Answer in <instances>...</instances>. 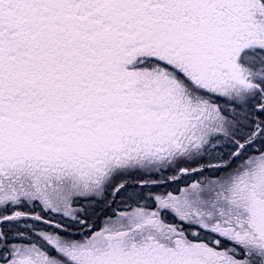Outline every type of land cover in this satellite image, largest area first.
<instances>
[{
    "label": "rangeland",
    "instance_id": "obj_1",
    "mask_svg": "<svg viewBox=\"0 0 264 264\" xmlns=\"http://www.w3.org/2000/svg\"><path fill=\"white\" fill-rule=\"evenodd\" d=\"M57 1L51 0L45 11ZM42 2L45 0H0V62H7L3 50L10 54V46H18L20 61L25 54L33 55L27 42L34 44L51 26L41 14ZM120 5L121 0L99 4L70 0L67 12L61 10L57 17L54 13L50 20L59 27L63 16L92 23L99 9L116 14ZM137 5L129 8L135 9L136 15L123 19L119 13L109 18L104 24L106 39L112 28L118 40L138 41L132 32L141 20ZM144 6L141 4L142 9ZM241 6L246 7L248 16L253 10V17L264 22L263 9L255 0H244ZM26 12L36 21L26 18ZM153 16L149 13L146 18ZM237 26V21H231L226 29L230 37L224 44L227 52L222 47L217 52L210 49L211 57L200 52L206 39L189 37V43L182 42L178 54L185 57L181 56L175 68L189 86L182 80L175 83L176 75L171 73L155 74L150 80L138 77L129 65L141 54L133 46L127 53L115 55L119 84L109 96L117 107L107 108L101 119L91 122L87 117L96 114L95 104L67 105L63 98L60 114L72 111V120L44 121L42 129L35 122L30 130L34 136L25 137L24 131L30 129L28 120L9 123L6 145L0 147V219L17 211L15 205L22 201L30 210L37 208L34 216L41 215L48 223L13 221L20 228L13 235H0V263L41 264V246L61 252L65 247L106 245L109 264H138L144 249L148 254L142 264H151L149 253L154 251L165 252L174 264H264V53L257 50L264 48L255 45L257 49L247 53L250 56L238 69L236 54L243 46H254V41L243 38ZM59 30L64 32L63 27ZM247 35L259 40L252 30H247ZM220 43L221 39L215 47ZM207 44L208 48L212 45ZM194 55L197 63H191ZM205 64H214L217 72L193 74ZM236 68L242 73L238 77L235 71L234 77L255 85L257 93L225 87ZM203 88L212 96L204 95ZM214 95L231 103L234 98L236 105L221 109L210 102ZM27 97L20 102L21 112L27 114L30 107L37 113L38 96ZM118 114L119 121L111 119ZM242 144L245 146L240 149ZM35 155L41 164L28 161ZM182 171L187 173L182 175ZM124 179L130 183H122ZM122 194L128 196L126 201L118 200ZM91 213L107 218L103 223L95 219L93 225L81 226L78 219ZM22 225H28V230L24 228L28 233L21 231ZM98 228L104 234H85ZM200 229L220 236L221 244L206 247L197 239ZM22 236L27 238L25 242H21Z\"/></svg>",
    "mask_w": 264,
    "mask_h": 264
},
{
    "label": "trees",
    "instance_id": "obj_2",
    "mask_svg": "<svg viewBox=\"0 0 264 264\" xmlns=\"http://www.w3.org/2000/svg\"><path fill=\"white\" fill-rule=\"evenodd\" d=\"M50 1L45 0L41 4L43 7L41 14L43 18L46 17V20H49L50 28L41 32V37L34 44L27 42V49L33 55L29 58L25 54L20 61L17 59V45L10 46V54L3 50L4 54L6 53L7 62H0V141L2 140L0 147L6 145L7 125L13 121L28 120L26 126L30 129L24 131L22 137H25L34 136V131L30 130L34 128L35 122L40 123L42 129L44 121L72 120V111L65 115L60 114L59 103L63 98H66L67 105L83 102L95 104L96 114L87 116L91 122L101 119V114L107 108L117 107L113 98L109 96V93L113 92L119 84L118 62L115 55L127 53L128 48L137 46L136 49L141 53L136 54L138 56L135 59L133 58L136 55L131 57L133 60L130 63L138 77L150 80L155 74L171 73L176 75L174 79L178 83L182 80L184 86H189L190 82L188 84L187 80L182 79L181 74L170 66V61H180L182 56L176 57L177 52L171 56L170 46L176 45V49L179 50L182 41L189 39L188 33H190L192 37L197 36L198 41L206 39L207 43H212L209 48L206 47L207 43L203 46L204 54L210 55V49L217 51L221 47L224 52H227L228 45L224 47V44L226 39H230L226 30L229 23L237 21V32L239 30L246 32L250 30L246 23L251 25L249 19H244L248 16L245 12L246 7L241 6L244 0H121L118 12L121 13L123 19L136 15L135 9L131 11L129 8L140 4L137 6L141 20L132 31L136 34L134 39L138 38V41L133 44L132 40H118L112 28L108 30L106 39L107 30L104 24L109 18L119 13H104L102 9H99L98 13L92 17L95 18L92 23L83 18L60 17L63 23L61 27L64 29V32H61L58 24L51 23L50 16L56 13L55 17H57L61 10L67 12V4L70 0H61L60 3L58 0L56 6L47 9L49 12H46L44 8L49 6ZM94 1L99 4L109 0ZM141 4L145 5L143 9ZM188 7H192L191 9L196 7L197 13H193ZM203 7L209 9L207 14L200 9ZM148 12L154 15L150 20L146 18ZM26 13V18L36 21L37 18L31 12ZM184 18L187 22L192 19L196 22L197 29L194 32L185 28ZM198 22L204 24L200 29ZM35 23L38 25L39 22ZM41 24H43L42 21ZM171 24L176 26L175 29L171 28ZM213 38L215 42L211 40ZM220 39V46L215 47ZM23 40L26 41V39ZM155 43L156 46L159 45L166 51L158 48L154 50ZM118 45H122L121 49L113 53V49ZM10 55L11 57L8 58ZM27 96L33 98L38 96L40 106L37 108V113L30 107L27 114L21 112L20 102L23 98H28ZM211 102L217 105L222 103L219 100H211ZM120 117L121 115L118 114L117 117L111 119L119 121ZM129 126L131 127L132 124ZM65 154H70L67 149ZM28 161L41 164V160H37L36 155ZM146 180L153 179L147 178ZM122 183H130V179Z\"/></svg>",
    "mask_w": 264,
    "mask_h": 264
},
{
    "label": "flooded vegetation",
    "instance_id": "obj_3",
    "mask_svg": "<svg viewBox=\"0 0 264 264\" xmlns=\"http://www.w3.org/2000/svg\"><path fill=\"white\" fill-rule=\"evenodd\" d=\"M260 2L264 6V0H260ZM264 9V8H263ZM264 14V12H263ZM99 214L96 215H90L89 218H85L86 222L92 223L93 222H104V219L107 217L104 216H98ZM16 222H11L9 223V226L11 230H5L3 229V226L0 231V235H10L14 234L17 232V230L20 228L19 224H15ZM102 226V225H101ZM91 228L93 226H90ZM102 229V227H101ZM101 229H96L95 231H87L85 234H104V231ZM21 231H24V225L21 226ZM26 231H24V234ZM23 234V233H22ZM26 239L24 236L21 237V242H25ZM61 252H56L52 249V247H46V246H41V264H54L52 261H56L58 264H109V254H110V249L108 246L103 245L101 247H95V248H74V247H65L60 249ZM130 251V250H129ZM141 255L138 259V264H142L141 261H146L147 260V250L144 249L140 251ZM61 259H64L65 262H62ZM148 260L151 262V264H163L162 260H166L168 263L167 264H174V259L171 260L170 256L166 255L165 252H150L149 253V258ZM68 262V263H67ZM4 264V263H0ZM137 264V263H136ZM146 264V263H144Z\"/></svg>",
    "mask_w": 264,
    "mask_h": 264
},
{
    "label": "water",
    "instance_id": "obj_4",
    "mask_svg": "<svg viewBox=\"0 0 264 264\" xmlns=\"http://www.w3.org/2000/svg\"><path fill=\"white\" fill-rule=\"evenodd\" d=\"M8 220H10V218L4 219V220H2V221H8Z\"/></svg>",
    "mask_w": 264,
    "mask_h": 264
}]
</instances>
